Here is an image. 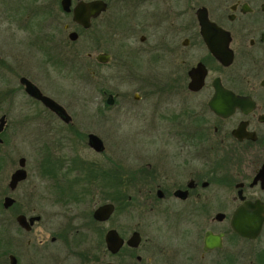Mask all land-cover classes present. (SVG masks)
Listing matches in <instances>:
<instances>
[{"label": "flooded vegetation", "instance_id": "1", "mask_svg": "<svg viewBox=\"0 0 264 264\" xmlns=\"http://www.w3.org/2000/svg\"><path fill=\"white\" fill-rule=\"evenodd\" d=\"M80 1L96 0H70L69 11L63 0H0V264H264V0H99L106 9L86 27L73 18ZM110 7L117 9L109 14ZM198 11L226 33L224 47L208 50ZM83 35L84 46L73 50ZM198 65L204 84L190 91L188 74ZM110 66L117 75L130 70L138 87L95 85V97L84 91L72 103L71 91L57 85L74 71L102 77ZM165 93L196 100L190 117L180 109L160 119L172 154L135 168H86L63 156L73 145L105 152L99 136L97 153L93 133L73 132L74 123L109 119L119 105L139 110ZM233 95L243 105L219 115L215 108L228 112ZM23 125L54 131L37 133L44 159L35 184L26 159L8 150ZM18 171L24 177L12 185Z\"/></svg>", "mask_w": 264, "mask_h": 264}, {"label": "rangeland", "instance_id": "2", "mask_svg": "<svg viewBox=\"0 0 264 264\" xmlns=\"http://www.w3.org/2000/svg\"><path fill=\"white\" fill-rule=\"evenodd\" d=\"M26 1L28 2L30 0ZM113 6L116 7V5ZM114 7H110L109 14L115 12L117 8ZM126 7L129 8V2H127ZM85 38L86 35H83L82 40L80 39L71 45L73 50L80 51L84 46ZM105 47L108 48V46ZM97 51L96 45L91 46V54L96 55ZM103 75L102 77L97 75L92 77L91 75L87 76L83 74L80 76L74 71L70 81H58L59 83L57 85L63 86L66 90L71 91L72 97L70 100L72 103L82 102L84 91L87 92L90 98L95 97L96 93L93 88L95 85L103 84L110 90L131 93L138 87L136 84H138L139 77L132 76L130 70L128 74L127 72L120 71L117 75L116 71H113L110 66L103 69ZM153 78L158 81L155 84H160L165 81V77L154 76ZM146 84H154L152 77L151 79L147 78ZM56 88L59 90L58 86ZM177 95L165 93L162 96L153 97L151 100L145 101L146 103H140V106L138 105L140 109L137 110L136 108L134 111L129 106L123 107V105H119L121 110L118 113L109 114V119L100 122H92L89 120L85 124L74 123L75 129L73 128V132H88L99 136L104 143L105 152L103 155H98L86 146L77 147L73 145L72 151H68L63 156H66L70 161L78 159L84 160L86 162V168H91L92 164H100L104 168H111L114 164L120 165L121 168H135L144 166L148 161H152L155 156L158 159L164 157L166 150L168 151L167 153L172 154L176 148H173L171 144L165 145L166 136L164 134L167 126L164 123L165 121L160 119L165 116H177V111L180 109L183 110L185 116L190 117L196 105L195 97L192 95L186 93H181V96ZM200 100H203L202 96H200ZM78 105L81 106V104ZM165 109H168L167 115L162 114ZM114 117L116 118L114 119ZM22 127L23 131H21ZM39 131L40 133L54 132H49L45 126L23 125L19 128L18 133L15 132L13 137L10 135L8 142V150L12 157L17 155L16 158L22 156L26 159V168L29 172L28 183L30 184H35L40 180L35 171L40 161L44 159V151L36 152L38 145L36 142L37 133ZM156 136H159V139L154 140ZM41 139L44 140L45 138L41 137ZM153 163L156 164L155 162ZM157 165L160 168H176L172 167V165H170L171 167L168 166L167 163H158V161ZM186 168H192V165Z\"/></svg>", "mask_w": 264, "mask_h": 264}, {"label": "water", "instance_id": "3", "mask_svg": "<svg viewBox=\"0 0 264 264\" xmlns=\"http://www.w3.org/2000/svg\"><path fill=\"white\" fill-rule=\"evenodd\" d=\"M62 5L64 7V9L66 11H69V6H70V0H63ZM106 9V5L105 3H103L102 1L96 0V1H92L89 3H85V2H78L77 5L75 6V8L73 9V14H74V21H76L77 23L83 25L84 27H86L88 25V17L93 16L95 17L96 15H98L100 12L104 11ZM197 18H198V22H199V27H200V35L202 37V39L204 40V43L206 45V47L208 48L209 51H214L216 46H225V43H227L228 39L223 40V38L227 37L226 33L220 29L219 27H217L214 23L210 22L209 19L207 18L206 13H204L203 11H198L197 13ZM71 39L74 40V38L76 37L75 33L71 34ZM228 51V50H227ZM218 59L222 62H224L225 64H228L231 62V55L229 56H223L222 52H218ZM222 54V55H220ZM229 54V53H227ZM189 76V83H188V89L190 91H196L199 90L203 84H204V78H205V69L202 65H198L197 68L194 67L191 69V71L188 74ZM216 84L218 86V92L221 90L220 88V84L219 82ZM27 91L34 95L35 97H37L38 99H40L45 105H47L49 108H51L52 110L59 112L62 109L57 106L52 100L42 96L38 90L32 88V87H28ZM233 106L232 108L230 107L228 109V112L223 113L221 111V108H215L216 111L219 113V115L221 116H227L228 114H230L235 107L239 106L241 107L243 105L242 102H244L243 99H239L234 97L233 95ZM209 107L212 108L214 107L213 104H211V102H209ZM228 113V114H227ZM68 120V118H67ZM88 140H89V146L97 153H100L101 151H103V144L102 141L94 134H90L88 136ZM24 161L20 160V165L23 166ZM24 174L22 171H18L16 172V174L13 176L12 179V185L23 179ZM107 209V207H105ZM104 208V209H105ZM103 209L100 208L97 211V214L100 213ZM107 244L109 247H111L112 244V237L109 235L107 237Z\"/></svg>", "mask_w": 264, "mask_h": 264}]
</instances>
